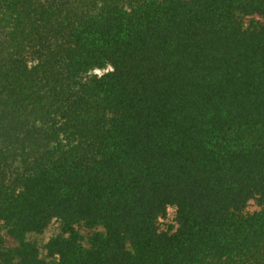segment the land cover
Wrapping results in <instances>:
<instances>
[{
    "label": "trees",
    "instance_id": "16d2710c",
    "mask_svg": "<svg viewBox=\"0 0 264 264\" xmlns=\"http://www.w3.org/2000/svg\"><path fill=\"white\" fill-rule=\"evenodd\" d=\"M0 264H264V0H0Z\"/></svg>",
    "mask_w": 264,
    "mask_h": 264
},
{
    "label": "rangeland",
    "instance_id": "374dc122",
    "mask_svg": "<svg viewBox=\"0 0 264 264\" xmlns=\"http://www.w3.org/2000/svg\"><path fill=\"white\" fill-rule=\"evenodd\" d=\"M256 205L254 202H250L247 206V210L252 211L255 210ZM174 224V208H169L167 212V216L164 219H161L160 221V227L162 229H166L169 225ZM59 224L57 222H53L48 229L41 235H29L28 239L36 241L38 244L42 245L47 240L58 231ZM80 231L86 236L88 234V231L80 228Z\"/></svg>",
    "mask_w": 264,
    "mask_h": 264
}]
</instances>
